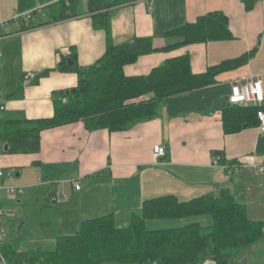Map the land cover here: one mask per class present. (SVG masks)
I'll return each mask as SVG.
<instances>
[{
    "label": "crops",
    "instance_id": "1",
    "mask_svg": "<svg viewBox=\"0 0 264 264\" xmlns=\"http://www.w3.org/2000/svg\"><path fill=\"white\" fill-rule=\"evenodd\" d=\"M116 2L107 11L113 43L150 38L157 50L124 66L125 76H146L165 60L180 56L189 57L194 74L243 55L248 59L217 75L210 86L161 102L154 118L136 121L123 131L89 132L78 122L43 131L37 154L10 155L3 153L2 147L1 170L12 173L5 183L23 189L16 201H11L8 190L0 189L7 226L5 242L16 240L22 249L53 247L56 237L73 235L83 220L105 214H113L117 225L126 227L130 214L139 213L144 201L167 195L186 202L228 192L245 207L250 221L264 222V173L257 174L248 166L251 159L264 162V134L257 127L224 134L221 120V107L237 79L258 76L264 93V1ZM79 8L74 18L46 23L43 17V24L37 19L39 25L31 28L20 22L10 24L8 14L0 13V23L5 22L0 24V101L5 104L0 122L51 118L55 96L77 86L76 73L57 70L59 60L75 53L77 66L84 68L104 55L105 34L92 22L96 12L87 10L84 0ZM211 12L227 17L231 40L160 51L175 42L167 33ZM44 72L48 75L40 76ZM27 73L37 74V80L24 81ZM156 145L166 151L158 161L152 157ZM217 157L221 167L212 166ZM36 162L40 166H35ZM238 164L241 169L237 171L223 167ZM42 166L53 167L52 174L45 173ZM68 183L72 196L67 204L47 201L50 194L62 195ZM74 183H79V191H74ZM20 209L27 210L22 213ZM191 223L208 227L212 218L148 220L145 226L159 230ZM229 264H264V228L262 237Z\"/></svg>",
    "mask_w": 264,
    "mask_h": 264
},
{
    "label": "trees",
    "instance_id": "2",
    "mask_svg": "<svg viewBox=\"0 0 264 264\" xmlns=\"http://www.w3.org/2000/svg\"><path fill=\"white\" fill-rule=\"evenodd\" d=\"M49 0H17L16 12L32 9ZM81 0L70 5L53 4L37 15L39 24L74 18L79 15ZM116 0H87V10L96 12L93 27L105 34V53L94 64L80 68L76 55L61 58L58 71L77 75V86L58 93L53 100V115L48 119L7 120L0 122V143L10 155L37 154L40 135L50 130L81 122L89 132L105 129L119 132L139 120L152 119L158 105L168 98L201 89L215 83L220 73L246 63L243 55L207 68L204 73L191 71L188 56L165 60L146 76H125L123 67L155 51L150 38H134L114 44L110 33L108 10ZM251 6L248 5L247 8ZM30 22L26 28L37 26ZM38 24V25H39ZM175 42L163 47L166 52L181 46L228 41L233 38L229 21L221 12H211L166 34ZM70 61L74 66L70 67ZM48 72L40 76H46ZM39 76V77H40ZM145 97H148L145 99ZM62 99L66 102L63 103ZM256 107L229 105L221 107L224 134H234L246 127H257ZM35 166H40L39 162ZM52 174L53 167L42 166ZM53 195V194H50ZM48 201V199H47ZM49 202V201H48ZM62 200L51 202L61 204ZM209 215L212 225L191 223L180 228L150 230L148 220L184 219ZM264 222L247 218L246 209L232 195L205 196L179 201L167 195L143 202L139 213H132L126 227H119L113 214L83 220L73 235L58 236L50 249H22L14 240L0 246V261L5 264H229L238 253L249 248L263 235Z\"/></svg>",
    "mask_w": 264,
    "mask_h": 264
},
{
    "label": "built area",
    "instance_id": "3",
    "mask_svg": "<svg viewBox=\"0 0 264 264\" xmlns=\"http://www.w3.org/2000/svg\"><path fill=\"white\" fill-rule=\"evenodd\" d=\"M85 2L87 0H84ZM264 1V0H260ZM71 0H49L43 3L36 4L32 9H29L24 12H16L11 21L13 22H20L22 24H29L30 22H36V17L40 13H42L47 7L58 4L64 3L66 6L70 5ZM5 23V22H4ZM0 23V24H4ZM38 75L35 73H27L24 76V81H35L37 80ZM264 100V93L262 88L261 79L256 76L254 78L243 77L234 81L231 85L230 95L226 101L229 105H242V106H251L256 107L258 110L256 112V117L258 120L257 129L259 133L264 134V108L262 106ZM62 102L65 103L66 100L62 99ZM5 111V104L0 101V116ZM2 144L0 143V152L2 149ZM166 155V151L164 147L161 145H156L152 150V157L154 161H158L163 159ZM213 167H221L220 158L217 157L212 162ZM248 166L257 174L264 173V162L256 163L254 159H251L248 163ZM228 168L229 171H237L241 169V165H230V166H223ZM6 173L3 170H0V182L1 179L5 177ZM74 191H79L80 186L79 183H74L73 185ZM1 189V184H0ZM10 194H22L23 189H16L11 188L8 190ZM59 200L63 201L62 195H49L48 201L57 202ZM6 238V218L3 211V208L0 205V246L5 243ZM0 264H5V262L1 259Z\"/></svg>",
    "mask_w": 264,
    "mask_h": 264
},
{
    "label": "rangeland",
    "instance_id": "4",
    "mask_svg": "<svg viewBox=\"0 0 264 264\" xmlns=\"http://www.w3.org/2000/svg\"><path fill=\"white\" fill-rule=\"evenodd\" d=\"M16 8H17V0H0V13L2 15L8 14L7 16H9V18L11 19L14 15V12H16ZM10 19H8L6 21L10 22L11 21ZM12 22H10V24H13ZM1 168L2 167H0V170H1ZM2 170L6 173V175H5V178L3 179L2 183L0 182L1 188L6 189V190H10L11 188L20 189V187H16L12 184H6L5 183V180H8L11 177L12 173H11L10 169H2ZM64 187H65V190L62 193V195L64 196L62 204H67L69 202L71 196H72V193H71V188H70L69 183L64 184ZM9 197L11 198V201H16V198L21 197V195L17 196V194H9ZM20 210L22 211V213H24L27 209H20ZM7 214H8V216H11L10 213H7ZM6 228H7V226H6ZM77 229H76V231H77ZM51 246L52 245L43 246V249H50V248H52Z\"/></svg>",
    "mask_w": 264,
    "mask_h": 264
},
{
    "label": "water",
    "instance_id": "5",
    "mask_svg": "<svg viewBox=\"0 0 264 264\" xmlns=\"http://www.w3.org/2000/svg\"><path fill=\"white\" fill-rule=\"evenodd\" d=\"M67 63H68V65H69L70 67L74 66V64H73L72 62H70V61H67ZM6 149H7V147L5 146V147H4V151H6Z\"/></svg>",
    "mask_w": 264,
    "mask_h": 264
}]
</instances>
